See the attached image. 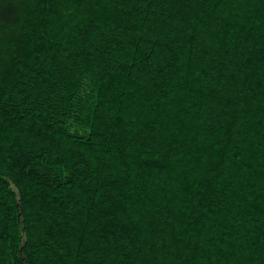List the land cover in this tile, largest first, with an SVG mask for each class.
Wrapping results in <instances>:
<instances>
[{
    "label": "trees",
    "instance_id": "1",
    "mask_svg": "<svg viewBox=\"0 0 264 264\" xmlns=\"http://www.w3.org/2000/svg\"><path fill=\"white\" fill-rule=\"evenodd\" d=\"M0 264H264V0H0Z\"/></svg>",
    "mask_w": 264,
    "mask_h": 264
}]
</instances>
